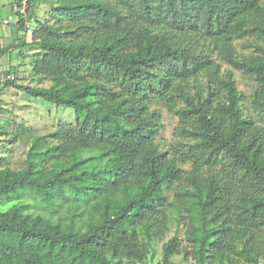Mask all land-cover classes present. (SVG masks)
<instances>
[{
    "label": "clouds",
    "instance_id": "1",
    "mask_svg": "<svg viewBox=\"0 0 264 264\" xmlns=\"http://www.w3.org/2000/svg\"><path fill=\"white\" fill-rule=\"evenodd\" d=\"M0 264H264V0H0Z\"/></svg>",
    "mask_w": 264,
    "mask_h": 264
}]
</instances>
